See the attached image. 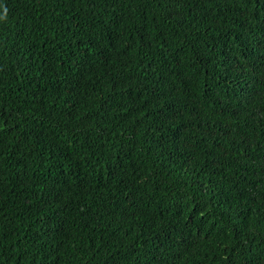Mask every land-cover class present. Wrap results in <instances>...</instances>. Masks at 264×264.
I'll return each instance as SVG.
<instances>
[{
    "label": "trees",
    "instance_id": "trees-1",
    "mask_svg": "<svg viewBox=\"0 0 264 264\" xmlns=\"http://www.w3.org/2000/svg\"><path fill=\"white\" fill-rule=\"evenodd\" d=\"M0 264H264V0H0Z\"/></svg>",
    "mask_w": 264,
    "mask_h": 264
}]
</instances>
